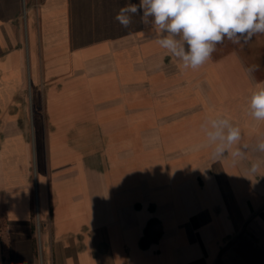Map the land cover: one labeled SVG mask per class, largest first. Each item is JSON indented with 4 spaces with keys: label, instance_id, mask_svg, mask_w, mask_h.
Returning a JSON list of instances; mask_svg holds the SVG:
<instances>
[{
    "label": "crops",
    "instance_id": "1",
    "mask_svg": "<svg viewBox=\"0 0 264 264\" xmlns=\"http://www.w3.org/2000/svg\"><path fill=\"white\" fill-rule=\"evenodd\" d=\"M124 3L0 0V264H264V176L196 147L210 111L264 135V34L185 70Z\"/></svg>",
    "mask_w": 264,
    "mask_h": 264
},
{
    "label": "clouds",
    "instance_id": "2",
    "mask_svg": "<svg viewBox=\"0 0 264 264\" xmlns=\"http://www.w3.org/2000/svg\"><path fill=\"white\" fill-rule=\"evenodd\" d=\"M137 16L156 33L155 43L185 70L204 66L225 39L243 46L264 34V0H125L114 19L129 29ZM245 71L252 78L258 66ZM244 114L252 126L264 123V80L249 90ZM198 135L203 140L196 147L209 148L213 160H228L233 167L243 164L249 176H264V135L251 146L242 143V129L230 115L217 111L208 112Z\"/></svg>",
    "mask_w": 264,
    "mask_h": 264
}]
</instances>
